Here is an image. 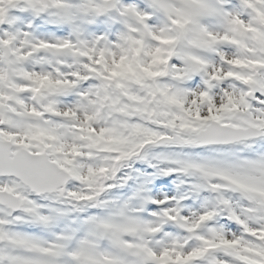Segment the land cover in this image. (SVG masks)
<instances>
[{
    "label": "snow or ice",
    "instance_id": "1",
    "mask_svg": "<svg viewBox=\"0 0 264 264\" xmlns=\"http://www.w3.org/2000/svg\"><path fill=\"white\" fill-rule=\"evenodd\" d=\"M0 264H264V0H0Z\"/></svg>",
    "mask_w": 264,
    "mask_h": 264
},
{
    "label": "rangeland",
    "instance_id": "2",
    "mask_svg": "<svg viewBox=\"0 0 264 264\" xmlns=\"http://www.w3.org/2000/svg\"><path fill=\"white\" fill-rule=\"evenodd\" d=\"M164 150H161V149H157L155 150L154 153L150 154L148 159L146 161H140L138 162V164H143V166L145 168H148L150 172L152 171H157L162 169L163 167H165L164 163L160 160V159H156L155 156H156V153H163ZM149 165H154L155 166V169L149 167ZM187 178L185 177H165V176H161V175H156L155 178L152 180L151 184H149L148 186V192H149V195L153 196V197H161V196H164V195H168V193H166L164 190H163V187L160 188V191L159 192H156L154 190V187L155 185H164V184H167V183H171L172 186H173V191H176V186L177 184L180 183V181H183Z\"/></svg>",
    "mask_w": 264,
    "mask_h": 264
}]
</instances>
